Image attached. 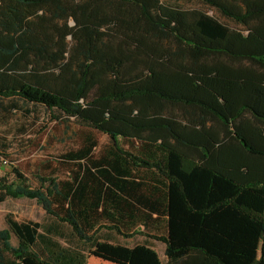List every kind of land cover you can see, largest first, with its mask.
<instances>
[{"label": "trees", "instance_id": "16d2710c", "mask_svg": "<svg viewBox=\"0 0 264 264\" xmlns=\"http://www.w3.org/2000/svg\"><path fill=\"white\" fill-rule=\"evenodd\" d=\"M170 1L0 0V115L80 129L34 170L7 165L0 137V204L34 200L47 218L6 216L0 264H264V0ZM95 134L128 149L94 155ZM134 170L157 174L162 201L137 195ZM103 223L154 233L127 237L162 244L164 262L104 240Z\"/></svg>", "mask_w": 264, "mask_h": 264}, {"label": "rangeland", "instance_id": "374dc122", "mask_svg": "<svg viewBox=\"0 0 264 264\" xmlns=\"http://www.w3.org/2000/svg\"><path fill=\"white\" fill-rule=\"evenodd\" d=\"M170 3L176 4L183 9L205 10L195 0H171ZM209 14L218 19L220 18L213 12H209ZM219 20L225 22L221 18ZM23 123L27 128L26 133L24 135H16V128ZM79 131L80 129L73 123L68 124L67 129L65 124H60L58 121L52 120L42 109H38L26 118H23L17 112L11 117L9 123H6L4 127L2 126L0 128V137L9 143L7 165H24L28 162L30 166L36 167L46 161H54L57 155L64 153L71 146L72 141H69L68 138ZM95 137L100 139L104 136L95 134ZM28 140L31 142L27 143L26 141ZM36 142L38 146H35ZM21 143L23 144L20 146ZM9 166L3 167L2 169L8 170ZM6 216L19 222L33 221L40 224L47 222L42 208L34 200L25 198L7 200L0 205V230L7 227L5 224ZM159 249L160 245H157V250Z\"/></svg>", "mask_w": 264, "mask_h": 264}, {"label": "crops", "instance_id": "0c3cea01", "mask_svg": "<svg viewBox=\"0 0 264 264\" xmlns=\"http://www.w3.org/2000/svg\"><path fill=\"white\" fill-rule=\"evenodd\" d=\"M3 110V107L2 109ZM15 110H12L11 113H14ZM12 115L9 117V119L5 118L4 115H0V128L3 126H5L6 123H9L10 119H11ZM98 146L94 147L92 150V153L94 155H99V156H105V155H109L112 156V154H116L115 150L121 149L123 151L127 150L128 147L127 146H119V147H114L113 143L107 138V137H102L100 139H98ZM117 142L119 144H122V140L118 139ZM125 162V161H122ZM35 169V166H32V170ZM31 171V169H30ZM132 174L134 175L132 177V179L134 180L135 183H139V187H138V192L137 195H144L148 198L154 199L156 201H162V191L160 194H156L152 189L154 187H157V185L155 183H153L150 179V177H155L157 178V174L153 171V170H149V171H145V170H134L132 171ZM102 191H104V188L102 189ZM114 192V197L116 199H120V201H132L130 197L120 194L119 191L117 190H113ZM6 202V201H5ZM1 205V204H0ZM104 207L107 211L108 214H110L112 212V208L114 207V204H112L111 199H108L106 203H104ZM117 217V216H116ZM128 217V213L125 212V210H120L119 212V219H127ZM153 217H155V215H153ZM164 217V216H161ZM163 219L164 218H160L159 222L161 223V229L163 226ZM121 223L126 224V221H123ZM107 225L109 227V229H107V231H104L101 234V237L104 238V240L113 242V243H117L123 246H127L130 247L133 244H138V243H146L151 245L155 251L157 252L159 259L164 262L165 258H164V246L160 243H156L152 240L146 239L147 241H145V238L142 235H134L132 237H127L128 235L133 234V232H138V233H142V234H147V235H154V233L152 232H148L142 229V226H136V227H130L128 231H124L122 229V225H119L118 228V232H116L115 230L110 229L111 224L109 223H103V225ZM127 226V225H125ZM123 235H126L125 237H123ZM157 245H160V249L157 250ZM86 264H106V262H103L101 260H98L96 258H93L90 255H87L86 258Z\"/></svg>", "mask_w": 264, "mask_h": 264}]
</instances>
